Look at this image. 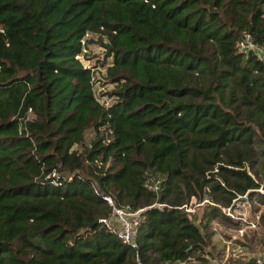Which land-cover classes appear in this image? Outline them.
I'll return each mask as SVG.
<instances>
[{
	"label": "trees",
	"instance_id": "16d2710c",
	"mask_svg": "<svg viewBox=\"0 0 264 264\" xmlns=\"http://www.w3.org/2000/svg\"><path fill=\"white\" fill-rule=\"evenodd\" d=\"M243 31L264 51V0H0V264H204L208 222L241 223L221 208L264 205V64L234 49ZM104 197L145 208L135 246Z\"/></svg>",
	"mask_w": 264,
	"mask_h": 264
},
{
	"label": "rangeland",
	"instance_id": "374dc122",
	"mask_svg": "<svg viewBox=\"0 0 264 264\" xmlns=\"http://www.w3.org/2000/svg\"><path fill=\"white\" fill-rule=\"evenodd\" d=\"M88 42L84 48V53L79 56L82 63L91 69L92 72V85H93V94L98 98V100L104 104L109 105L114 100L113 96L108 95L109 92L113 89V84L110 82V80L105 77L104 73V67H101L99 64L103 58V47L101 44L103 43L102 38H99L96 35H87ZM109 59L107 58V61ZM84 142L85 144H88L91 138L93 137V129L92 126L89 125L86 130L84 131ZM73 148H76L75 146ZM256 166H254L253 169H255ZM256 179L260 183V186L258 188L259 192L264 194V176L262 174H257ZM191 203H193L195 200L192 198ZM242 201H235L234 205L232 206L234 212H241L246 215L247 218H251L253 215V212H255L256 208L262 213H264V205L258 207V204L256 203V199L252 198V202H247V204L241 203ZM192 208L195 210L191 215L195 217V219H198L202 215V206L195 207L191 204ZM217 223H219L220 227H225L228 229L226 231L225 229H217V231H212L215 233V240L219 241L218 237L224 238L227 232H230L229 230H234L237 227L243 226L242 223H236L233 224L231 222L222 220V219H216ZM206 229L209 227V224H207ZM210 229V228H209ZM226 232V233H225ZM219 235V236H218ZM264 239V231L261 221L258 222L257 228L255 230L245 228L244 231V237H242L241 244L245 248L247 254L249 257H239V255L234 254V252L228 251L227 254H225L224 250L225 248L222 247L217 242L211 240L209 236H207V243L208 245L205 248L204 257L206 264H245V262L250 261L252 262L253 258L260 257L263 253V244H261V240ZM252 257V259H250ZM204 263V264H205Z\"/></svg>",
	"mask_w": 264,
	"mask_h": 264
},
{
	"label": "built area",
	"instance_id": "2783aa9c",
	"mask_svg": "<svg viewBox=\"0 0 264 264\" xmlns=\"http://www.w3.org/2000/svg\"><path fill=\"white\" fill-rule=\"evenodd\" d=\"M234 49L241 53L246 54L247 52H256L258 57L262 60L264 64V51L261 50L252 40L249 33L243 31L240 37L234 43ZM84 51V50H83ZM80 56V55H79ZM78 56V57H79ZM104 200L111 206V211L108 217L100 219V221L105 225V227L113 232L120 243L129 246H135L134 239L137 230V226L140 221V214L145 208H140L132 210L128 205L116 207L112 204L109 197H104ZM206 200L193 202L190 200L188 204H183L179 206L183 211L192 214L195 210L192 208L191 204L195 207H200L205 203ZM156 207H161L162 204L154 203ZM222 212L232 219L239 220L243 226L237 227V232L240 235H244L245 228L255 230L257 228L258 214H253L251 218H247L244 213L234 212L230 207L221 208ZM216 222V221H215ZM219 223L212 226V231H217ZM234 229V230H236ZM236 240V239H235ZM234 239H230L228 244L232 246L234 254L239 255V257L247 258L248 254L242 244L238 243ZM229 251V250H228ZM228 253V252H227ZM263 255L255 258L256 264H262ZM138 264H141L138 262Z\"/></svg>",
	"mask_w": 264,
	"mask_h": 264
},
{
	"label": "crops",
	"instance_id": "0c3cea01",
	"mask_svg": "<svg viewBox=\"0 0 264 264\" xmlns=\"http://www.w3.org/2000/svg\"><path fill=\"white\" fill-rule=\"evenodd\" d=\"M208 224H209V227L206 229V234H207V236H209V238L211 239V240H213V241H215V242H217L218 244H220L222 247H224L225 248V250H224V252H225V254H227V252H228V250H231V251H233V249H232V246L231 245H229L228 244V241L230 240V239H237V240H235V241H237L238 243H240L241 244V241H243L242 240V237H244V235H240L238 232H237V229L236 230H229L230 232H225L226 233V235H230V236H225L224 238H222V237H220L219 235V237H218V239H219V241H217V240H215V233H213L211 230H212V226L213 225H216V222L214 221V220H211V221H209L208 222ZM210 228V229H209ZM225 229L226 231H228V229H226L225 227H220L219 225H218V229Z\"/></svg>",
	"mask_w": 264,
	"mask_h": 264
},
{
	"label": "water",
	"instance_id": "95a60500",
	"mask_svg": "<svg viewBox=\"0 0 264 264\" xmlns=\"http://www.w3.org/2000/svg\"><path fill=\"white\" fill-rule=\"evenodd\" d=\"M93 222H96V220H95V221H93ZM93 222H92V223H93ZM92 223H91L90 225H92Z\"/></svg>",
	"mask_w": 264,
	"mask_h": 264
}]
</instances>
